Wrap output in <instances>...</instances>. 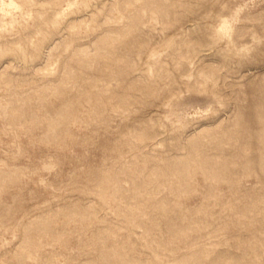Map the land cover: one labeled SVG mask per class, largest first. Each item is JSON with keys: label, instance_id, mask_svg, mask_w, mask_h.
<instances>
[{"label": "rangeland", "instance_id": "obj_1", "mask_svg": "<svg viewBox=\"0 0 264 264\" xmlns=\"http://www.w3.org/2000/svg\"><path fill=\"white\" fill-rule=\"evenodd\" d=\"M0 264H264V0H0Z\"/></svg>", "mask_w": 264, "mask_h": 264}, {"label": "bare ground", "instance_id": "obj_2", "mask_svg": "<svg viewBox=\"0 0 264 264\" xmlns=\"http://www.w3.org/2000/svg\"><path fill=\"white\" fill-rule=\"evenodd\" d=\"M55 122V121H54Z\"/></svg>", "mask_w": 264, "mask_h": 264}]
</instances>
